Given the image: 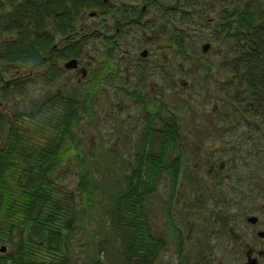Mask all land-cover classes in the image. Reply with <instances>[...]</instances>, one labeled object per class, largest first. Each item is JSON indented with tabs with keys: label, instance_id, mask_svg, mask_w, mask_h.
I'll return each instance as SVG.
<instances>
[{
	"label": "rangeland",
	"instance_id": "obj_1",
	"mask_svg": "<svg viewBox=\"0 0 264 264\" xmlns=\"http://www.w3.org/2000/svg\"><path fill=\"white\" fill-rule=\"evenodd\" d=\"M127 1L133 4L126 5ZM171 1L124 0V5L132 6L133 12L142 3L144 10L138 14L141 19L140 25L135 26L137 34L123 35V41L113 48V59L107 50L108 38L78 35L79 62L88 72L84 77L72 72L70 67H62L65 56L54 58L52 63L2 62L0 80L6 85H0V112L8 116L15 110L29 112L32 103H39L56 91L62 96L64 91L75 93L88 89L92 92L88 99L89 114L79 118L82 121L76 128V134L80 135L78 150L96 161L99 152L107 153L105 163L99 161L97 170L106 165L105 172L114 178L120 175V169L127 168L132 138L149 110L158 111L161 117L166 115L165 111H171L178 120L180 134L178 145L170 153L179 151L180 171L171 196L163 173L155 193L145 199L148 229L162 242L152 264H238L244 260L246 246L256 245L252 237L254 230L248 226L245 215H257L260 220L255 225L264 228V119L250 113V109L244 110L245 100H240V104L234 100L248 95L239 83V75L232 76L228 69V56L222 54L226 49L224 43L213 35L215 12L222 5L216 0H204L200 18L194 14L179 20L174 12L166 13L157 6ZM235 1L240 4L242 0ZM19 5L16 0H0V14L11 9L20 11L23 7ZM82 11L78 19L72 15L75 28L81 26L82 31L94 27L101 33L112 32V11L91 16L89 9ZM171 35L173 40L181 39L182 51L171 45ZM205 42L208 47L201 51L200 45ZM144 47L147 54L137 57ZM124 53V60L118 62L117 57ZM122 67L126 68L125 72ZM16 73L24 76L12 79ZM50 100L45 101L41 112H35L38 119L56 108L62 109L58 100ZM17 119L21 136L31 141L43 140L29 129L38 119L28 116ZM86 119L95 121L85 123ZM120 132L127 137L123 142L120 139L114 142ZM67 156L70 163L58 166L55 175H59L62 187L69 190L74 187L76 164L75 155L67 153ZM101 206L94 209L99 218L92 216L83 223L76 220L66 248L60 253L35 249L31 243L28 248L34 250L27 254L29 258L57 261L64 252L67 264H88L95 251L101 249L97 255L102 261L117 264L114 261L120 254L110 244L113 228L104 222L107 219ZM166 215L174 230L170 229ZM257 264H264V257Z\"/></svg>",
	"mask_w": 264,
	"mask_h": 264
},
{
	"label": "trees",
	"instance_id": "obj_2",
	"mask_svg": "<svg viewBox=\"0 0 264 264\" xmlns=\"http://www.w3.org/2000/svg\"><path fill=\"white\" fill-rule=\"evenodd\" d=\"M67 1L23 0L19 5L23 7L20 11H1L0 64L41 63L45 46L52 39L51 36L48 38L45 30L47 17L52 25L49 32L54 29L59 35H65L61 41V57L70 58L79 56L81 45L76 37L87 30L80 31L74 24V19L82 16L83 9H94L99 14L100 9L106 7L101 9L102 12L112 10L115 19L125 22L129 18L135 19L139 13V9L133 12L132 6H125L124 0H115L110 6L102 0ZM155 1L149 0L150 3ZM178 1L161 2L157 6L166 13L174 12L179 20L194 14L201 17L204 0ZM216 1L222 7L215 12L217 20L213 35L224 43L226 49L222 54L228 56V69L232 76L239 75V83L248 95L243 99H236L235 95L232 97L236 103L245 100L243 109H250V113L261 115L264 119V0H242V4L235 0ZM131 26L139 25L135 23ZM171 45L179 51L183 50L181 39H172ZM239 58L241 60L236 63ZM3 82L0 80L1 86L6 85ZM94 85L93 82L90 87ZM59 93L46 95L39 103L35 101L29 112L15 110L10 116L0 112V245L3 244L5 250L0 252V264H67L64 252L57 261L31 259L27 254L34 248L60 253L62 248H66L65 243L76 220L83 223L92 216L99 218L94 209L101 205L107 219L104 222L113 228L110 244L120 254L114 263L152 264L156 249L161 247L162 242L148 229L145 199L155 193L163 173L171 190L170 196L176 186L180 154L177 151L173 155L170 149L178 145V120L171 111H165L166 115L161 117L158 111L149 110L143 125L132 138V155L126 161L127 168L124 171L120 169V175L113 178L105 172L106 165L97 170L99 161L105 163L107 153L99 152L96 161L78 150L80 135L76 134V128L82 121L79 118L89 114L88 99L92 92L84 89L75 93L64 91L62 96ZM46 100H58L62 109L56 108L38 119L35 112L43 110ZM25 116L38 119L29 129L37 132L42 141H31L29 137L20 135L16 126L17 117L22 119ZM93 121L86 119L85 123L93 124ZM126 137L127 134L120 132L114 142L118 139L123 142ZM67 153L75 155L76 164L74 187L69 190L62 187L58 182L59 175H55L58 166L70 163ZM113 173L115 175L116 171ZM166 216L170 229L174 230L169 215ZM31 243L34 248L29 249ZM100 250L95 251L88 264H109L97 255Z\"/></svg>",
	"mask_w": 264,
	"mask_h": 264
},
{
	"label": "flooded vegetation",
	"instance_id": "obj_3",
	"mask_svg": "<svg viewBox=\"0 0 264 264\" xmlns=\"http://www.w3.org/2000/svg\"><path fill=\"white\" fill-rule=\"evenodd\" d=\"M21 1H23V0H16V2L19 3V4H22ZM102 1L108 2L109 6L111 4H113V3H115V0H112L111 2L109 0H102ZM11 4H12V1H11ZM125 4L129 5L130 3L126 2ZM143 4L144 3H142L140 5V7H138L139 8V12H142L144 10V8H143L144 5ZM103 8H101V9H103ZM101 9H100L99 14H101V12H102ZM104 9H106V7ZM110 11H112V10H110ZM110 11L108 9V11L106 13L105 12H103V13L107 14ZM89 12H90V14H89L90 16L93 15V14H97L94 9H91ZM138 14H140V13H138ZM138 14L136 15L135 19L129 18L126 22H125V20L121 21L119 19L113 18L114 19L113 20V25L111 26L112 32L110 34H106L105 31H103L101 33L100 31L95 30V28L92 27L90 29L85 28V29H87L88 32L83 30L82 33H79L77 35H79L80 37H82V35L86 36V37H92V36H94L93 34H95L96 36H99V37L100 36H102V37L104 36V37L108 38L110 40V45L107 46V50H108V52L110 54L109 57H111L113 59V57H112L113 56V51H114L113 48H115L116 45H119L120 42L123 41V35L126 34V35H129L130 37H133L134 34H137L136 33L137 29H135L136 27L135 26L132 27L131 25H133L135 23L140 25L138 23L140 21H137L138 20ZM113 16H114V13H113ZM79 17H81V15L80 16L78 15L76 18L78 19ZM48 18L49 17H47L46 21H45V23H46L45 30H46V33H48V38L51 36L52 39L50 40V44H48V43L46 44V46H45L46 49H44V53H42L40 61L42 62V60H44V61L46 60L48 63H52L54 58H57V57L61 56L60 55L61 54V48L63 47V42H61V41H62L63 38H65V35L64 36L59 35L57 31H54V29L51 31V33H52L51 34L49 32V28L52 25L50 26L51 22H50V20ZM80 28H81V26L78 27V30H80ZM170 37H171V40H172L173 39L172 35ZM147 52H148L147 48H145V47L141 48V50L137 54V57L141 58L145 54H147ZM125 53H124V55H121V56L117 57L118 62L121 63L124 60L125 55H126ZM160 57L165 59L163 54H161ZM73 58H74L75 64H74L73 67L70 68L71 71L74 72V73L79 74L81 77H84V76L88 75V72L86 71L87 70L86 66H82L81 62H79V56H77V57L73 56V57H70V58H66V60L73 59ZM125 60H127L129 62V60L127 58ZM61 63H62L61 64L62 67H65L63 65V62H61ZM62 67H60V69ZM125 70H126V68L122 67V71L125 72ZM117 74L119 76L118 72H117ZM28 75L30 76V72H28ZM23 76H24L23 74H21V75L17 74V76L13 75L12 79H13V77L21 79V77H23ZM245 218H246L245 220L248 221V226H250L254 230L253 233H252V237H254L256 239V245H255V247H253L252 244L250 246L249 245L246 246V249H245L244 254H243V258H244L243 261H245V259H246L245 258V254H247L249 257L255 258L256 259V264H257V263H259V258L264 257V228H259L258 226L255 225L260 220V218L257 217V215H255V216H253V215H250V216L245 215ZM262 224H263V227H264V220H263ZM254 253H255V255H257L256 256L257 258L252 255ZM243 261H241V262L239 261L238 263L240 264Z\"/></svg>",
	"mask_w": 264,
	"mask_h": 264
},
{
	"label": "water",
	"instance_id": "obj_4",
	"mask_svg": "<svg viewBox=\"0 0 264 264\" xmlns=\"http://www.w3.org/2000/svg\"><path fill=\"white\" fill-rule=\"evenodd\" d=\"M201 47V51H205L206 50V48L208 47V43L207 42H205V43H203V44H201L200 45ZM74 64H75V62H74V58L73 59H68V60H65V61H63V65L65 66V67H73L74 66ZM259 234V233H258ZM2 251H5L4 250V246H3V244H1L0 245V252H2ZM247 253V252H246ZM245 261H243L242 263H240V264H256V259L255 258H253V257H249L247 254H245ZM239 264V263H238Z\"/></svg>",
	"mask_w": 264,
	"mask_h": 264
}]
</instances>
